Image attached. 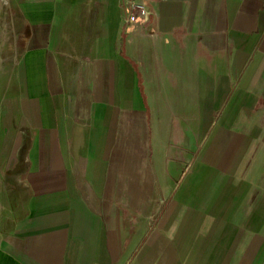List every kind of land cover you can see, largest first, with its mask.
<instances>
[{
    "label": "crops",
    "instance_id": "crops-1",
    "mask_svg": "<svg viewBox=\"0 0 264 264\" xmlns=\"http://www.w3.org/2000/svg\"><path fill=\"white\" fill-rule=\"evenodd\" d=\"M128 1L0 0V264H264V0Z\"/></svg>",
    "mask_w": 264,
    "mask_h": 264
},
{
    "label": "built area",
    "instance_id": "built-area-1",
    "mask_svg": "<svg viewBox=\"0 0 264 264\" xmlns=\"http://www.w3.org/2000/svg\"><path fill=\"white\" fill-rule=\"evenodd\" d=\"M126 11L125 21L127 23H144L148 14L146 6L134 0L128 1Z\"/></svg>",
    "mask_w": 264,
    "mask_h": 264
},
{
    "label": "bare ground",
    "instance_id": "bare-ground-1",
    "mask_svg": "<svg viewBox=\"0 0 264 264\" xmlns=\"http://www.w3.org/2000/svg\"><path fill=\"white\" fill-rule=\"evenodd\" d=\"M40 63V62H39ZM32 69V68H31ZM31 78V77H30Z\"/></svg>",
    "mask_w": 264,
    "mask_h": 264
}]
</instances>
